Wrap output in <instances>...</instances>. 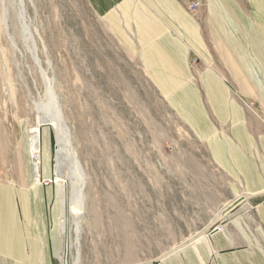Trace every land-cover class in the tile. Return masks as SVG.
<instances>
[{"label":"rangeland","instance_id":"374dc122","mask_svg":"<svg viewBox=\"0 0 264 264\" xmlns=\"http://www.w3.org/2000/svg\"><path fill=\"white\" fill-rule=\"evenodd\" d=\"M4 1L0 172L12 173L27 154L38 180L46 157L51 179L42 182L60 183L54 170L55 131L39 109L45 105L52 111V92L85 181L80 208L69 202L66 169L61 176L67 228L63 263L71 260L72 212H80L78 264L155 263L212 229L226 181L204 145L170 109L139 51L86 0H24L38 65L20 28L17 0ZM32 131L39 139L37 161Z\"/></svg>","mask_w":264,"mask_h":264},{"label":"crops","instance_id":"0c3cea01","mask_svg":"<svg viewBox=\"0 0 264 264\" xmlns=\"http://www.w3.org/2000/svg\"><path fill=\"white\" fill-rule=\"evenodd\" d=\"M86 1L139 51L227 185L218 229L151 264H264V0ZM30 145L37 161V132ZM18 159L0 172V264H64L59 187L42 182L49 159L38 180L27 154Z\"/></svg>","mask_w":264,"mask_h":264},{"label":"bare ground","instance_id":"6f19581e","mask_svg":"<svg viewBox=\"0 0 264 264\" xmlns=\"http://www.w3.org/2000/svg\"><path fill=\"white\" fill-rule=\"evenodd\" d=\"M2 24L4 25L5 29H7V8L5 5V1L2 0ZM18 4V18L20 20V28L26 44L28 43L29 49L32 53V56L35 62L39 65L38 59L35 53V44L33 35L30 31V28L27 23V15L24 6V0H17ZM26 20V22H25ZM10 37V36H9ZM13 39V38H12ZM11 39V40H12ZM14 42V41H13ZM31 46V47H30ZM40 67V66H39ZM42 69V68H41ZM42 71V70H41ZM43 80L46 85V89L48 85V78L43 73L42 74ZM51 96V100L53 103V109L51 112H48L45 105H42V108L39 107L41 111L45 113L48 120L51 122L52 127L55 131V139H56V147H55V160H54V170H55V180L60 181L58 185L59 187V198H60V217H59V226L61 230V234L64 236L66 232V221H65V190L64 184L65 180L61 178L64 169L67 171L68 182L70 186L69 192V202L73 206L82 207L83 202V189H84V174L83 171L80 169V165L77 162L75 157L74 151L70 145L69 137L66 129L63 128L62 125V118L58 103L55 100L54 95L52 92L49 93V97ZM65 124V123H64ZM80 212H72L71 215V227L70 228V236H69V249L71 251V260L70 263L65 264H78L80 261V252H79V235H80ZM74 251V252H73ZM64 253V252H63ZM70 259V258H69Z\"/></svg>","mask_w":264,"mask_h":264},{"label":"built area","instance_id":"2783aa9c","mask_svg":"<svg viewBox=\"0 0 264 264\" xmlns=\"http://www.w3.org/2000/svg\"><path fill=\"white\" fill-rule=\"evenodd\" d=\"M199 1L198 0H196V1H194V2H192V3H190L189 5H188V9H190V10H194L197 6H199ZM195 61V59L193 60V62Z\"/></svg>","mask_w":264,"mask_h":264},{"label":"water","instance_id":"95a60500","mask_svg":"<svg viewBox=\"0 0 264 264\" xmlns=\"http://www.w3.org/2000/svg\"><path fill=\"white\" fill-rule=\"evenodd\" d=\"M38 63H39V65H40V62L38 61ZM61 118H62V116H61ZM63 120V119H62ZM64 122V121H63ZM55 147H56V145H55ZM80 165V164H79ZM80 167V166H79ZM218 228L217 227H215V228H213L210 232L211 233H214L216 230H217Z\"/></svg>","mask_w":264,"mask_h":264}]
</instances>
